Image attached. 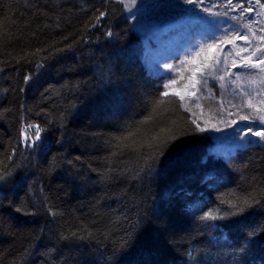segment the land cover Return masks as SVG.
<instances>
[{
	"label": "trees",
	"instance_id": "16d2710c",
	"mask_svg": "<svg viewBox=\"0 0 264 264\" xmlns=\"http://www.w3.org/2000/svg\"><path fill=\"white\" fill-rule=\"evenodd\" d=\"M143 48L116 2L0 0V264H264V147L209 156Z\"/></svg>",
	"mask_w": 264,
	"mask_h": 264
},
{
	"label": "rangeland",
	"instance_id": "374dc122",
	"mask_svg": "<svg viewBox=\"0 0 264 264\" xmlns=\"http://www.w3.org/2000/svg\"><path fill=\"white\" fill-rule=\"evenodd\" d=\"M107 1L121 6L124 21L142 39L149 75L163 77L165 93L177 97L211 139L209 156L227 159L253 144L264 147L247 131L264 132V65L250 66L264 59V8L233 11L227 0ZM36 141L26 134L24 145L31 151Z\"/></svg>",
	"mask_w": 264,
	"mask_h": 264
},
{
	"label": "snow or ice",
	"instance_id": "6c2138e0",
	"mask_svg": "<svg viewBox=\"0 0 264 264\" xmlns=\"http://www.w3.org/2000/svg\"><path fill=\"white\" fill-rule=\"evenodd\" d=\"M131 2L135 3V0H131ZM186 2L189 3V4H195V3L203 4L204 0H186ZM248 3L251 4L252 0H248ZM255 3L256 4H260L261 7L264 8V4H261V0H255ZM227 5H231L233 11H235L237 8H240V9H242V12L251 13L252 10H253L251 7H247L243 3H240L239 0H237V2H234V0H227ZM100 15L103 16L104 13H101ZM230 19L236 20L237 18L236 17H231ZM252 22H254V21H252ZM233 31H235V34H236V36L238 38H240V39H244L245 38L243 35H241V33L238 30L233 29ZM253 55H255V53H253ZM260 65H264V59H260L256 63L251 64L250 66L253 67V68H257ZM233 66L236 67L235 64ZM260 71L264 72V68H260ZM28 79H29L28 77H25V82L26 83H27ZM165 87H167V85H165ZM164 95H167V93H164ZM242 119H243V117H242ZM260 120H261L262 123H264V117H261ZM247 131L251 132L252 135H254V136H259L261 138V140H264V132L253 131V129L251 127H249L247 129ZM0 179H3V177L0 176ZM233 207H235V205H233ZM243 211H244L243 208H237L236 211L233 214L234 215H238V214L242 213Z\"/></svg>",
	"mask_w": 264,
	"mask_h": 264
}]
</instances>
